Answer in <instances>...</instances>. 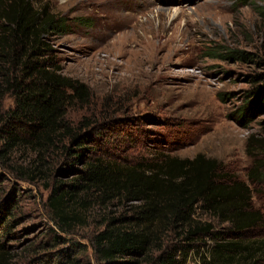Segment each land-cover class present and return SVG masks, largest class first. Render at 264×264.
Wrapping results in <instances>:
<instances>
[{
	"label": "rangeland",
	"instance_id": "rangeland-1",
	"mask_svg": "<svg viewBox=\"0 0 264 264\" xmlns=\"http://www.w3.org/2000/svg\"><path fill=\"white\" fill-rule=\"evenodd\" d=\"M37 1L67 23L65 33L50 38L55 51L50 59L62 77L89 90L87 103L76 100L69 110L77 124L84 119L92 124L99 155L132 161L160 153L183 159L202 154L248 184L253 171L264 176V113L244 117L264 74V0H152L150 11L135 21V35L150 41L152 62L134 63L121 53L115 65L104 50L133 25L110 28L105 0ZM105 27L110 29L104 40ZM13 102L8 96L6 108ZM3 143L0 132V152ZM32 157L22 150L13 160L0 153V196L12 208L11 221L0 228V246L13 255L10 264H114L97 255L93 238L109 211L124 209L95 206L80 211V222L63 224L48 203V184L8 170L9 162L22 168ZM251 188L255 208L264 212V183ZM195 216L211 221L200 209ZM216 226L227 232L225 225ZM246 236L264 238V226ZM165 241L173 252L178 242ZM198 261L191 252L185 264Z\"/></svg>",
	"mask_w": 264,
	"mask_h": 264
},
{
	"label": "trees",
	"instance_id": "trees-1",
	"mask_svg": "<svg viewBox=\"0 0 264 264\" xmlns=\"http://www.w3.org/2000/svg\"><path fill=\"white\" fill-rule=\"evenodd\" d=\"M67 28L48 4L0 0L1 158L13 160L21 150L33 156L26 167L9 162L8 170L48 184L50 208L68 226L82 220L80 211L122 207L121 213L104 216V228L93 238L95 252L107 262L185 264L195 252L198 264H264V238L246 236L264 226L251 188L264 183L258 171L250 173L248 184L202 154L183 159L160 153L132 161L98 154L92 124L86 119L77 124L69 110L76 100L87 103L89 90L62 77L50 59L55 55L50 38ZM256 82L245 118L264 113V74ZM8 96L14 102L6 108ZM2 202L0 196V228L11 221L12 209ZM197 209L211 221L199 220ZM216 224L227 232H217ZM165 239L179 246L171 252ZM12 259L0 246V264Z\"/></svg>",
	"mask_w": 264,
	"mask_h": 264
},
{
	"label": "bare ground",
	"instance_id": "bare-ground-1",
	"mask_svg": "<svg viewBox=\"0 0 264 264\" xmlns=\"http://www.w3.org/2000/svg\"><path fill=\"white\" fill-rule=\"evenodd\" d=\"M102 3L111 6L107 21L110 28H119L120 25H133L131 32H121L105 48L104 52L108 56L106 60L115 65L117 62L114 59H118V55L122 53L124 56L129 54L128 59L134 63L152 62L153 55L149 49L150 41L146 36L140 38L135 35V21L139 19L140 15H143V12L150 11L153 5L152 0H105ZM110 28L105 27L103 31L102 38L105 37L104 40L109 37L107 30ZM122 38L126 39L121 40ZM128 45H132L130 51H127Z\"/></svg>",
	"mask_w": 264,
	"mask_h": 264
}]
</instances>
